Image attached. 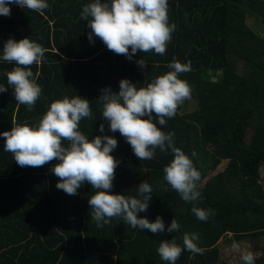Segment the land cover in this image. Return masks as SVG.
Here are the masks:
<instances>
[{"label":"trees","instance_id":"obj_1","mask_svg":"<svg viewBox=\"0 0 264 264\" xmlns=\"http://www.w3.org/2000/svg\"><path fill=\"white\" fill-rule=\"evenodd\" d=\"M46 2L43 15L10 4L11 15L0 16V85L8 88L0 93V134L13 126H37L57 100H89L91 117L80 121L79 130L90 140L107 135L118 141L111 153L119 166L110 194L140 198L137 188L148 182L152 198L138 216L150 222L162 217L165 231L133 229L123 217L98 227L88 203L96 192L90 184L85 182L74 196L66 194L57 189L59 178L51 172L57 160L20 167L4 151L0 135V264H169L158 254L160 242L174 238L183 247L186 233L198 234L201 251L184 250L176 264H223L221 238L250 242L254 263L264 264V36L254 28L264 30V0H168V23L176 27L165 54L137 52L131 60L109 51L99 38L89 41L91 29L81 13L94 0ZM25 38L47 50L43 61L31 66L42 88L31 111L17 103L7 84L6 73L15 62L2 59L9 39ZM173 58L190 64V71L178 78L191 86V98L173 118H165L166 126L158 118L154 122L163 132L174 133L175 146L200 174L209 158L215 165L227 161L203 186L202 177L198 182L201 197L195 206L213 211L206 222L164 179V168L174 159L171 150L157 148L153 159H138L102 115V89L118 94L122 79L147 87L171 71ZM141 59L147 67L139 66ZM217 72L220 77L211 83ZM62 143L69 146L67 140ZM173 219L180 229L169 233Z\"/></svg>","mask_w":264,"mask_h":264},{"label":"clouds","instance_id":"obj_2","mask_svg":"<svg viewBox=\"0 0 264 264\" xmlns=\"http://www.w3.org/2000/svg\"><path fill=\"white\" fill-rule=\"evenodd\" d=\"M10 4H16L39 12L43 15L49 7L46 0H0V16H10ZM81 19L88 21L91 29L89 41L99 38L109 51L124 55L129 60L137 52L154 51L163 55L170 42L175 25H169L168 0H94L83 7ZM131 49V51H129ZM47 50L29 38L9 39L3 48L2 59L15 62V67L6 73L7 84L14 89L18 104L27 105L31 111L42 93L36 82L39 73L34 76L31 66L39 65ZM145 68L143 59L137 62ZM168 67L171 71L157 77L147 87L138 88L128 79L119 83V93L111 88L102 89V115L108 121L112 133L119 132L131 145L135 156L140 160H151L155 150H171L174 159L164 168V179L176 190L181 198L193 203L192 212L201 221H207L213 214L211 209L195 206L201 193L197 190L201 179L200 172L192 160L173 141L174 133H165L157 127L166 126V117L173 118L178 107L191 98L192 88L187 81L178 76L190 71V64H182L175 58ZM8 90L0 85V93ZM91 117L89 100L77 96L57 100L51 103L49 110L37 126H13L11 131L3 132L4 151L13 154L20 167H42L53 160L58 163L51 172L59 178L56 187L70 196L87 182L96 190L88 203L91 217L98 227L110 223L114 217H123L133 229L149 230L153 234L165 231V222L157 216L155 222L139 218L146 212L152 198L151 185L143 181L137 188L138 196L110 194L113 188L115 170L119 166L111 155L118 146L112 136H96L89 139L79 130V123ZM147 117V119H145ZM99 131H105L104 124ZM69 146L65 147L63 141ZM195 156V152L192 153ZM180 225L173 219L167 228L169 233L177 232ZM198 234H184L183 247L176 240H164L157 249L162 260L176 264L184 250L199 253L196 241ZM244 264H254V255L247 252L241 256Z\"/></svg>","mask_w":264,"mask_h":264},{"label":"rangeland","instance_id":"obj_3","mask_svg":"<svg viewBox=\"0 0 264 264\" xmlns=\"http://www.w3.org/2000/svg\"><path fill=\"white\" fill-rule=\"evenodd\" d=\"M254 28L262 35L264 36V30L260 29L259 26H254ZM221 75L220 72H217L216 76H211L210 82H215L217 78H219ZM210 76V73H209ZM251 133L248 134L247 139L249 140L251 138ZM205 168L201 170V186L205 184V182L212 176L222 172L226 165L227 161H222L220 164H216L212 159H208L205 162ZM261 180L264 183V167L261 168ZM230 235L228 236V239H230ZM220 247V258L223 262V264H244V261L241 259V256L247 252H251V243L242 241V242H232L229 243L228 240L225 238H221L219 242ZM252 253V252H251ZM254 255V254H253ZM255 264V263H254Z\"/></svg>","mask_w":264,"mask_h":264}]
</instances>
